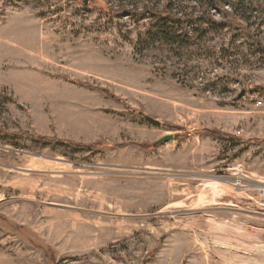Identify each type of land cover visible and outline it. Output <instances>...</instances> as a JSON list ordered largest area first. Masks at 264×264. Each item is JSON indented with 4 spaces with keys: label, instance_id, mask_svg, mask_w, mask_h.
I'll use <instances>...</instances> for the list:
<instances>
[{
    "label": "rangeland",
    "instance_id": "obj_1",
    "mask_svg": "<svg viewBox=\"0 0 264 264\" xmlns=\"http://www.w3.org/2000/svg\"><path fill=\"white\" fill-rule=\"evenodd\" d=\"M214 1L0 0V264H264V0L125 12Z\"/></svg>",
    "mask_w": 264,
    "mask_h": 264
},
{
    "label": "trees",
    "instance_id": "obj_2",
    "mask_svg": "<svg viewBox=\"0 0 264 264\" xmlns=\"http://www.w3.org/2000/svg\"><path fill=\"white\" fill-rule=\"evenodd\" d=\"M213 4L212 5H217V2H215L214 0H212ZM243 2V0H241ZM240 2V0H236V3L231 2L230 8L231 10H228L226 12V21L224 22H219L215 19V17L212 14H207V16L205 14H202L199 17H195L194 15L192 16H187V17H182L180 16L178 13H174L169 9H156L153 6H147L144 10L139 11L138 9H133V10H125V12L128 11L129 14L131 15H135V16H151L153 18V20L156 23L159 22H164V21H176L179 23H185V24H190L192 22L198 21L199 19H204V18H208V21L211 25L214 26H222V27H232L234 29L237 30H244L245 32H247L248 34H251L250 30L248 29V26H245L241 21H240V17L237 16V8L238 7V3ZM262 50H264V44L262 45ZM214 133H219L220 135L224 136L227 139H230L232 141H234L235 143H238V138L234 135H230V134H225L222 132H215V131H211ZM26 134H30L28 132H26ZM33 139L38 140L39 142H42L43 144H50V143H58V144H64V143H68V141L65 140H61L57 137H50V136H43V135H34L32 136ZM77 147H92L91 145L86 146L85 144H74Z\"/></svg>",
    "mask_w": 264,
    "mask_h": 264
},
{
    "label": "water",
    "instance_id": "obj_3",
    "mask_svg": "<svg viewBox=\"0 0 264 264\" xmlns=\"http://www.w3.org/2000/svg\"><path fill=\"white\" fill-rule=\"evenodd\" d=\"M146 119H147L149 122H151V123H153V124H155V125H157V126H161V125H162V123H161L159 120H157V119H155V118H153V117L147 116ZM171 138H173L172 135L165 136L164 138H162V139L160 140V142H165V141H167V140H169V139H171Z\"/></svg>",
    "mask_w": 264,
    "mask_h": 264
}]
</instances>
